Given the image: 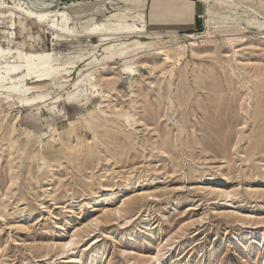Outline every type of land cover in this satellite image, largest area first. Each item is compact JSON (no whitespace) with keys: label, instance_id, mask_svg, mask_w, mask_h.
Wrapping results in <instances>:
<instances>
[{"label":"rangeland","instance_id":"374dc122","mask_svg":"<svg viewBox=\"0 0 264 264\" xmlns=\"http://www.w3.org/2000/svg\"><path fill=\"white\" fill-rule=\"evenodd\" d=\"M48 1L52 10L72 3ZM162 1L196 2L198 27L187 25L193 13L178 16L180 38L133 34L119 47L154 43L106 61L94 58L116 54V36L56 40L34 19L23 31L0 18V46L60 53L69 75L35 82L21 73L29 103L9 105L0 90V264H264V8L220 6L223 27L208 32L203 1ZM147 4L131 16L147 15L151 32ZM118 6L104 0L72 25L82 31L86 18L102 21ZM185 35L199 45L175 54L177 41H191ZM93 70L108 95L102 108L88 84ZM91 110L99 122L81 116ZM124 111L132 126L117 115Z\"/></svg>","mask_w":264,"mask_h":264},{"label":"bare ground","instance_id":"6f19581e","mask_svg":"<svg viewBox=\"0 0 264 264\" xmlns=\"http://www.w3.org/2000/svg\"><path fill=\"white\" fill-rule=\"evenodd\" d=\"M35 1V0H34ZM104 0H95L93 6L90 7V4L87 0L77 1L68 4L65 9H57L52 10L51 7L44 3V0H36L35 2H30L27 0H0V18L1 17H11L12 26L16 29L17 26L20 29L27 28V19H34L37 22L46 25L48 28L52 29L55 34L56 40H65L70 36H78L82 34L86 35H95L99 36L101 41H106L110 39L112 36H116L115 44L109 46H118V50L116 54H105L101 57V59L95 57L94 61H106L110 58H114L116 56L117 59L123 58L130 53L132 49L136 50L143 47H150L153 45L154 41H141L137 40L130 47L126 49H122L121 47L128 44L127 37L130 35H148L150 38H158L163 35L161 32H148L147 24L145 21H141L138 23L135 19L132 20V10L138 7L139 4L143 8H146L147 0H115L119 4L114 12L110 15L106 16L102 21H93L94 17H88L83 22L89 23L92 22L86 29L82 31H78L72 23L74 22V18L84 15L88 10L91 9L93 11H98V4ZM206 5V28L208 32L216 31L219 27H223L220 25L218 21L214 18L218 13L217 9L222 7H239L241 4L236 0H201ZM259 5L264 8V0H257ZM106 2H112V0H106ZM253 14L262 15L261 11H259L256 7L246 6ZM12 17L19 18V21L13 20ZM264 19V17H263ZM26 27V28H25ZM40 27V26H39ZM33 30V29H32ZM4 32V31H2ZM11 32V31H10ZM10 32H6V40L10 44L12 36H10ZM13 34L16 32H12ZM260 38L264 39V33H259ZM15 36V35H14ZM191 41H177L175 47L176 52L184 51L186 48L191 46L195 48L199 45V43L195 40V37L190 35H185ZM174 37L180 38L178 32L174 33ZM239 36L230 35L227 37V40L234 44L239 40ZM121 46V47H119ZM23 46H17L15 49L4 48L0 46V57L5 59L6 61L0 63V90L7 93L3 98H5L6 102L9 105H12L16 98L19 99L20 102L29 103L33 100L24 97V93L30 90L32 87L26 86L24 82H18V78L21 76V73L26 76L28 80H31L33 77L36 78L35 82H42L47 80L48 78L55 80H67L69 75H64L63 71L59 70V62L58 58L60 53H54L49 51H25L23 52L21 49ZM15 53L17 56H15ZM26 58V64L20 65L18 63H14L13 60L21 57ZM69 71H67L68 73ZM138 73V69L132 71V74ZM88 84L91 87L93 92V97H98L99 108H102V102L108 96L105 91L100 90V83L97 80V76L95 75L94 70L87 73ZM34 82V81H33ZM130 87V86H128ZM93 103V99L88 98L86 100V104ZM72 105V103H71ZM74 107V105H72ZM54 108V107H53ZM52 110V109H50ZM101 112L104 110L100 109ZM82 113V112H81ZM106 116V112H104ZM119 117L123 121H125L129 126H132L135 121H133L130 112L124 111L121 113H117ZM81 116L86 117L91 116L92 119L97 122L100 121V116L95 110L87 111L86 114H82ZM114 116V115H112ZM41 117V115H40ZM78 120V118H75ZM95 121V122H96ZM108 121V120H107ZM110 122V121H109ZM112 122V121H111ZM74 124V123H72ZM114 125L115 122H112ZM82 142L78 145L81 147Z\"/></svg>","mask_w":264,"mask_h":264},{"label":"crops","instance_id":"0c3cea01","mask_svg":"<svg viewBox=\"0 0 264 264\" xmlns=\"http://www.w3.org/2000/svg\"><path fill=\"white\" fill-rule=\"evenodd\" d=\"M32 1V0H31ZM34 1V0H33ZM36 1V0H35ZM77 1H84V0H72L67 2H77ZM151 0H148L147 7L149 5V2ZM200 1V0H197ZM49 2L48 0H44V3ZM202 2V1H201ZM147 10V9H146ZM194 14L193 19L191 20L190 24H187L191 26L192 28L198 27V16H199V6L196 4V2H192L190 5H183V6H175L171 9H166V7L163 5L162 0H152V9L150 12V19L152 22V29L151 32H180L178 29L179 27L177 25L179 24H173L176 21V18L178 16H184L189 17L191 14ZM163 17V23L159 21L160 18ZM173 21V23H172ZM146 23L147 21V15H146ZM159 25H167L169 28H167L165 31L158 29ZM170 25V26H169ZM172 26V27H171ZM177 26V27H175ZM160 28V27H159Z\"/></svg>","mask_w":264,"mask_h":264}]
</instances>
